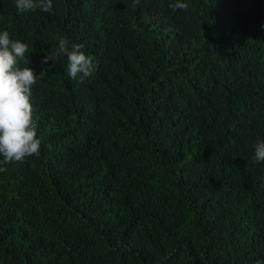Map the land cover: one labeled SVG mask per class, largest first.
<instances>
[{"label":"trees","instance_id":"trees-1","mask_svg":"<svg viewBox=\"0 0 264 264\" xmlns=\"http://www.w3.org/2000/svg\"><path fill=\"white\" fill-rule=\"evenodd\" d=\"M52 3L0 0L20 66L45 71L39 155L0 172V264L264 262V0ZM61 38L90 77L69 78Z\"/></svg>","mask_w":264,"mask_h":264},{"label":"clouds","instance_id":"clouds-1","mask_svg":"<svg viewBox=\"0 0 264 264\" xmlns=\"http://www.w3.org/2000/svg\"><path fill=\"white\" fill-rule=\"evenodd\" d=\"M140 0H134L133 7ZM175 9L186 10L188 5L182 2L175 4ZM17 14L41 10L51 12L52 0H16ZM264 27V25H262ZM82 44H72L61 38L59 40L57 56L64 54L67 58V75L75 80L78 75L90 77L98 65L93 63L94 58L82 51ZM28 45L20 40L10 38L8 31L0 32V172L6 171L3 165L23 163L26 158L38 156L41 140L37 137L38 124L33 118L31 103L32 87L45 74L42 69L36 75L30 67H21V64H30L28 59ZM48 54L41 61L47 65L53 61ZM82 82V80L80 81ZM253 162H264V140L255 145ZM256 264H264L257 261Z\"/></svg>","mask_w":264,"mask_h":264}]
</instances>
